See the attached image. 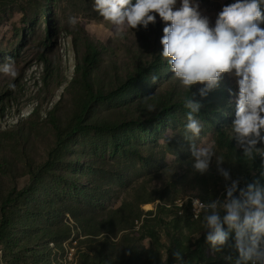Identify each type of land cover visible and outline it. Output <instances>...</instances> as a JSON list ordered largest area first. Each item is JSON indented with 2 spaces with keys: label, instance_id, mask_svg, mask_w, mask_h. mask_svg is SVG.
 Wrapping results in <instances>:
<instances>
[{
  "label": "rangeland",
  "instance_id": "1",
  "mask_svg": "<svg viewBox=\"0 0 264 264\" xmlns=\"http://www.w3.org/2000/svg\"><path fill=\"white\" fill-rule=\"evenodd\" d=\"M197 2L214 26L223 6L235 0ZM165 26L156 15L146 29H129L121 37L94 10L93 0H0V69L10 64L16 72L13 77L0 70V264H176L177 238L184 251L204 243L203 257L193 264H233L234 249L225 246L213 253L201 240L206 235L203 219L178 229L173 209L161 214L168 225L162 224L155 238L144 234L145 215L129 229L116 227L120 218L113 210L137 197H150L140 207L153 218L162 203L175 201L181 214L185 198L204 194L211 201L223 195L225 182L215 159L207 174L192 168L191 142L183 137L186 96L194 94L201 105L196 118L203 129L192 143L214 144L233 179L243 171L227 158L218 139L224 132L239 147L230 129L236 100L230 92L238 91L234 75L225 74L206 97L199 95V84L191 92L181 87L161 57ZM89 45L98 51L91 72L95 91L109 94L141 70L152 68L153 73L126 98L92 103V116L83 126L89 130L58 144L53 124L64 136L71 134L82 110L86 92L79 67ZM149 104L155 111L147 110ZM106 123L132 126L117 137L93 127ZM48 160L53 168L43 172L39 190L10 204L5 216L4 204L15 201L31 182V172ZM3 220L8 221L6 231ZM234 237L233 232L228 245ZM228 255L232 261L225 259Z\"/></svg>",
  "mask_w": 264,
  "mask_h": 264
},
{
  "label": "clouds",
  "instance_id": "2",
  "mask_svg": "<svg viewBox=\"0 0 264 264\" xmlns=\"http://www.w3.org/2000/svg\"><path fill=\"white\" fill-rule=\"evenodd\" d=\"M177 2L93 0V8L121 37L129 29H146L158 15L166 25L160 41L161 57L170 66L173 78L189 92L199 84V95L206 97L219 87L225 74L234 75L238 91L230 92L236 97L232 139L244 158L254 161L259 156L264 167V147H258L264 144V28L260 26L264 24V0H235L223 6L214 26L199 11L197 0H179V7ZM69 23L74 25L76 18L71 17ZM0 70L16 75L10 64ZM156 80L153 75L152 82ZM193 95L183 101L188 110L183 137L191 142L192 168L200 175L207 174L215 159L217 174L225 182L221 197L207 203L191 198L193 215L199 219L203 214L205 241L213 253L229 246L237 253L233 264H264V171L241 188L240 180L233 179L230 169L223 166L224 159L217 156L214 144L197 147L192 143L203 129L196 118L201 105ZM147 110L155 111V106L149 104ZM233 232L235 242L228 245ZM173 258L176 264H186L180 251L173 253ZM225 259L232 261V256Z\"/></svg>",
  "mask_w": 264,
  "mask_h": 264
},
{
  "label": "trees",
  "instance_id": "3",
  "mask_svg": "<svg viewBox=\"0 0 264 264\" xmlns=\"http://www.w3.org/2000/svg\"><path fill=\"white\" fill-rule=\"evenodd\" d=\"M98 63V51L97 48L93 45H89L86 49V53L83 56V59L81 61L79 72L81 74V82L83 84V87L85 89V96H84V102L82 105V110L78 114L77 122L74 125V127L71 130V134H68L66 136L63 135L61 132V129L54 123L53 127L56 131H58V144L65 143V140L67 137H70L73 134L88 131L89 127H83L87 121H89V117L92 116V103H107V102H114L121 100L123 98H126L127 96H130L131 94L139 91V89L146 83V81L149 79V75H151L153 72V69L150 68L148 70H141L137 76L131 77L126 83L121 85L117 90L105 94L100 91H95L92 81H91V72L94 68V66ZM132 126V123H126V124H111L106 123L105 125H94V129H101L103 132H112L115 137L119 136L118 132H121L123 130H128ZM219 142L225 146L226 152L225 155L227 158L231 160H236L238 165L243 166V171L238 174H234V177H237L240 179V185H242L241 188L245 187L246 183L252 182L254 179L259 178V174L261 171H264V167L261 165V159L259 156L256 157L254 161H249L246 158L243 157L242 150L236 146L233 140L228 138L224 132H219ZM241 150V151H240ZM235 161V162H236ZM53 168V164L50 160L45 163L38 172H31L32 178L31 182L27 185L26 188H24L21 192L18 193L17 199L11 200L9 199L6 204L3 206V213L6 216V212L8 211V206L14 202H19L21 198H25L27 200L30 195L34 194L36 191L39 190L40 187V180L44 179L45 172L51 171ZM253 172H257L256 175L252 176ZM263 179H261L262 181ZM262 185H264V180L261 182ZM39 186V187H38ZM239 195V193H237ZM222 196V195H221ZM220 196V197H221ZM192 197H199V196H191ZM202 197H199L204 203L209 202L207 200L206 196L202 194ZM191 198L185 203L183 207V212L180 214L179 207L175 205V201L172 203H162V205H159L157 207L156 215L153 218H148L146 212L140 207L141 203H148L150 202V197H137L135 200L131 202H124L119 208L113 210V212L118 215L115 216L116 218H120L118 225L116 227H119V230H125L129 229L134 225V222L141 218L143 215H145L142 223V229L144 230V234L148 237L155 238L156 234L159 230V228H163L162 224L168 225V223L164 222L163 219L160 218L161 214L165 210L173 209L176 216L174 219V225L177 226L178 229H181L182 226H188L190 227L191 221H198L203 219V214H201L200 218H194L193 212H192V203ZM129 206L135 207V209L129 208ZM115 218V219H116ZM113 226V221H112ZM115 226V225H114ZM3 231L8 229V221L3 220L2 224ZM116 229H110V232L114 233ZM118 231V230H117ZM132 234L135 235V232H132ZM134 237V236H133ZM205 237H203L201 240L203 241ZM175 244L177 246L178 251L182 252V255H184L185 261L187 264H193L194 258H199L202 256L203 251V245L197 243L196 245H191L187 247V249L184 251L183 245L181 243V239H176ZM196 246V247H194ZM184 252V254H183ZM203 257V256H202Z\"/></svg>",
  "mask_w": 264,
  "mask_h": 264
},
{
  "label": "bare ground",
  "instance_id": "4",
  "mask_svg": "<svg viewBox=\"0 0 264 264\" xmlns=\"http://www.w3.org/2000/svg\"><path fill=\"white\" fill-rule=\"evenodd\" d=\"M200 200V199H199ZM202 201V200H201ZM182 205V204H181ZM192 211H193V207H192Z\"/></svg>",
  "mask_w": 264,
  "mask_h": 264
}]
</instances>
